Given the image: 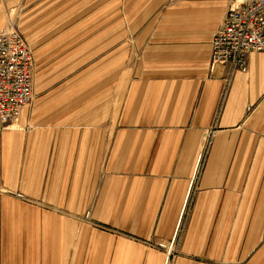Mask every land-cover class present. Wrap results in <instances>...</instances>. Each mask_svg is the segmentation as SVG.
<instances>
[{
  "label": "crops",
  "instance_id": "crops-1",
  "mask_svg": "<svg viewBox=\"0 0 264 264\" xmlns=\"http://www.w3.org/2000/svg\"><path fill=\"white\" fill-rule=\"evenodd\" d=\"M18 4L33 99L0 135V264H264V52L222 103L229 0H0V31Z\"/></svg>",
  "mask_w": 264,
  "mask_h": 264
},
{
  "label": "built area",
  "instance_id": "built-area-1",
  "mask_svg": "<svg viewBox=\"0 0 264 264\" xmlns=\"http://www.w3.org/2000/svg\"><path fill=\"white\" fill-rule=\"evenodd\" d=\"M210 45V68L228 66L223 103L232 76L246 71L248 54L264 52V0H229ZM33 76L32 50L20 30L11 26L0 31V135L31 103Z\"/></svg>",
  "mask_w": 264,
  "mask_h": 264
},
{
  "label": "rangeland",
  "instance_id": "rangeland-1",
  "mask_svg": "<svg viewBox=\"0 0 264 264\" xmlns=\"http://www.w3.org/2000/svg\"><path fill=\"white\" fill-rule=\"evenodd\" d=\"M6 7H7L8 12H10V10L12 11V15H13V26L16 27L17 29H19L20 28L19 27V15H20L19 14L20 13V6H19V4L18 5H15L14 7H12V9L10 7H8V6H6ZM17 196H19V198H21V196L19 194Z\"/></svg>",
  "mask_w": 264,
  "mask_h": 264
}]
</instances>
